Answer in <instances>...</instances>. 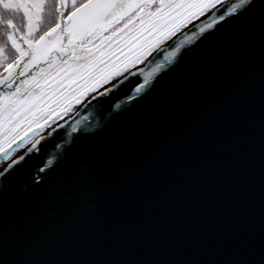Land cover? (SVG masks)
Returning <instances> with one entry per match:
<instances>
[{
  "label": "snow or ice",
  "instance_id": "snow-or-ice-1",
  "mask_svg": "<svg viewBox=\"0 0 264 264\" xmlns=\"http://www.w3.org/2000/svg\"><path fill=\"white\" fill-rule=\"evenodd\" d=\"M49 2L0 0V264H264V0Z\"/></svg>",
  "mask_w": 264,
  "mask_h": 264
},
{
  "label": "water",
  "instance_id": "water-1",
  "mask_svg": "<svg viewBox=\"0 0 264 264\" xmlns=\"http://www.w3.org/2000/svg\"><path fill=\"white\" fill-rule=\"evenodd\" d=\"M77 121L80 122L81 128L96 129L98 122L100 121V116H98L95 111H92L91 106L89 105L87 108H81L79 115L74 114L72 117H69L66 123V127H68V125L75 124ZM70 130V127H68V131ZM65 135L67 136V133H65ZM2 159L3 158H0V161Z\"/></svg>",
  "mask_w": 264,
  "mask_h": 264
},
{
  "label": "trees",
  "instance_id": "trees-1",
  "mask_svg": "<svg viewBox=\"0 0 264 264\" xmlns=\"http://www.w3.org/2000/svg\"><path fill=\"white\" fill-rule=\"evenodd\" d=\"M54 15H55V12H54L53 8L51 7V0H50L49 7L45 10L44 18H43L41 25H40L42 31L47 28L49 22L51 21V19L53 18ZM14 19H15V22L17 25L22 24V17L20 15H15ZM1 27L2 26H0V28Z\"/></svg>",
  "mask_w": 264,
  "mask_h": 264
},
{
  "label": "rangeland",
  "instance_id": "rangeland-1",
  "mask_svg": "<svg viewBox=\"0 0 264 264\" xmlns=\"http://www.w3.org/2000/svg\"><path fill=\"white\" fill-rule=\"evenodd\" d=\"M55 18H56V16L54 15L53 18L51 19V21L49 22L48 26H50L54 22ZM3 39H4V37H3V27H1L0 28V43L3 42ZM4 163H6V161L4 159H2L0 161V164H2V166H3Z\"/></svg>",
  "mask_w": 264,
  "mask_h": 264
},
{
  "label": "bare ground",
  "instance_id": "bare-ground-1",
  "mask_svg": "<svg viewBox=\"0 0 264 264\" xmlns=\"http://www.w3.org/2000/svg\"><path fill=\"white\" fill-rule=\"evenodd\" d=\"M0 166H2V164H0Z\"/></svg>",
  "mask_w": 264,
  "mask_h": 264
}]
</instances>
